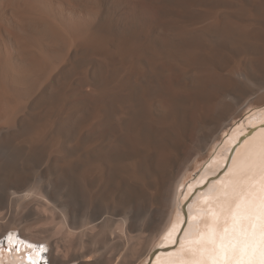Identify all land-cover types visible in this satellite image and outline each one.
<instances>
[{"label":"bare ground","instance_id":"bare-ground-1","mask_svg":"<svg viewBox=\"0 0 264 264\" xmlns=\"http://www.w3.org/2000/svg\"><path fill=\"white\" fill-rule=\"evenodd\" d=\"M261 124L264 0H0V237L47 245V264H101L80 236L165 201L137 264L186 221L150 263L180 264ZM48 219L77 252L53 253L51 226L24 231ZM3 256L44 263L39 246Z\"/></svg>","mask_w":264,"mask_h":264},{"label":"snow or ice","instance_id":"snow-or-ice-1","mask_svg":"<svg viewBox=\"0 0 264 264\" xmlns=\"http://www.w3.org/2000/svg\"><path fill=\"white\" fill-rule=\"evenodd\" d=\"M209 213L207 234L189 242L197 247L186 248L180 264H264V143L245 152L220 212ZM170 236L171 230L164 239Z\"/></svg>","mask_w":264,"mask_h":264},{"label":"rangeland","instance_id":"rangeland-1","mask_svg":"<svg viewBox=\"0 0 264 264\" xmlns=\"http://www.w3.org/2000/svg\"><path fill=\"white\" fill-rule=\"evenodd\" d=\"M256 108L252 109L251 111L255 110ZM157 204L154 203L152 206L154 207L155 205L156 207L152 209L147 208L143 210L142 208L133 205L136 207V209H133L129 212V220H131V223H133L134 226L132 227L128 223L130 227L127 226L129 229L127 228L126 232H121L120 224L122 223L119 221L118 224L115 223L113 226L109 227L107 231V233L111 234V238L106 236V230L100 228L91 229L88 231V233H90L88 236H80L83 254L87 256L97 254L101 264H137L138 261L144 256L148 246H150L151 243L156 239V235L165 221L164 215L167 210L166 207H168V203L165 201L159 205ZM128 207L130 206H127V208ZM41 211H45L44 213L47 215L49 214V212L44 210V208H42ZM100 219L102 220V217ZM100 219L98 221H100ZM53 224L54 222H52L51 219H48L42 221L38 225H33L29 228H26L24 231L27 233L31 232L33 236L44 235L40 233V228L49 226L53 227ZM12 232L7 233L6 236L0 237V251L3 250V252L7 254V256L2 257L4 262L7 261L6 257H9L11 253L13 254L15 252H19L22 250V246L24 245H29L30 243L35 246L41 245L39 243L29 241L28 238L24 236L21 237L18 231L17 233L15 231ZM49 232L52 235L50 236V239L54 244L53 253H63L62 256L65 259V257L72 255L73 252H77V246L74 245V242H71L68 247L66 242L63 241L62 237L66 233L58 231V228L55 227L51 228V231ZM10 234L12 235L11 240L7 238ZM118 235H122L123 239L119 238ZM21 241H24L25 243H21ZM57 241L67 248H57ZM44 248H47V245H44ZM42 253L44 257L40 261L44 263L41 264H47L46 255H48V249H46L44 252L42 251Z\"/></svg>","mask_w":264,"mask_h":264},{"label":"water","instance_id":"water-1","mask_svg":"<svg viewBox=\"0 0 264 264\" xmlns=\"http://www.w3.org/2000/svg\"><path fill=\"white\" fill-rule=\"evenodd\" d=\"M262 125H264V124H261V126ZM255 127H247V130H246V132L244 133V134H242L240 137H239V139H238V141L233 145V147L231 148V150H230V152H229V155H228V158H227V162H226V164H225V167H227L228 166V164H229V161H230V159H231V157H232V155H233V152H234V150L236 149V147L241 143V141L246 137V136H249L251 133H252V131H253V129H254ZM185 221H183V223H182V225H181V228H180V230H179V232H178V234H177V237H176V243L175 244H173V245H169V246H166V247H163L162 249H161V247L160 246H157V248L151 253V255H150V257H149V260H148V263L147 264H150L151 263V261H152V259H153V256L154 255H156L159 251H169L170 249H172V247H174V245H176L177 243H178V240H179V237H180V234H181V232H182V230H183V228H184V226H185Z\"/></svg>","mask_w":264,"mask_h":264}]
</instances>
